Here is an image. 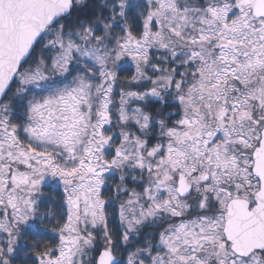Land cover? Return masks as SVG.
Wrapping results in <instances>:
<instances>
[{
	"label": "snow or ice",
	"instance_id": "6c2138e0",
	"mask_svg": "<svg viewBox=\"0 0 264 264\" xmlns=\"http://www.w3.org/2000/svg\"><path fill=\"white\" fill-rule=\"evenodd\" d=\"M17 261L264 264V0H0Z\"/></svg>",
	"mask_w": 264,
	"mask_h": 264
},
{
	"label": "trees",
	"instance_id": "16d2710c",
	"mask_svg": "<svg viewBox=\"0 0 264 264\" xmlns=\"http://www.w3.org/2000/svg\"><path fill=\"white\" fill-rule=\"evenodd\" d=\"M122 75H124V74H122ZM46 192H47V189H46ZM57 203H58V201H57ZM52 210L57 211L58 209L54 207ZM15 264H19V262L17 261V262H15Z\"/></svg>",
	"mask_w": 264,
	"mask_h": 264
}]
</instances>
